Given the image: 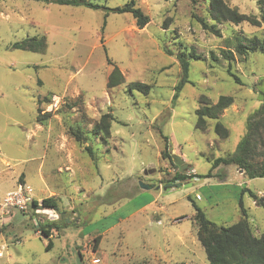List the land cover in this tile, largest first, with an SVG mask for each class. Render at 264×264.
I'll return each instance as SVG.
<instances>
[{
    "label": "rangeland",
    "instance_id": "rangeland-1",
    "mask_svg": "<svg viewBox=\"0 0 264 264\" xmlns=\"http://www.w3.org/2000/svg\"><path fill=\"white\" fill-rule=\"evenodd\" d=\"M85 1L98 8L0 0V204L25 187L40 205L56 197L67 224L47 239L36 221L60 222L59 214H0V264H209L194 203L228 227L242 219V202L254 235L264 234V206L251 196L264 200V178L222 164L210 178L170 182L178 172L174 155L193 169L187 176H204L215 159L237 151L249 118L264 105V53H235L229 63L221 51H234L237 35L262 37L264 25L225 22L214 34L197 22L213 23L204 0H135L151 20L140 29L132 14L110 11L130 0ZM225 1L261 19L260 0ZM42 35L45 54L11 48ZM192 49L201 58L190 59L189 82L174 100L177 56ZM115 67L124 83L110 89ZM133 83L150 90H131ZM221 96L234 99L219 115L226 139L215 132L218 120L197 129V110ZM48 113L46 123L37 121ZM104 115L113 118L109 138L92 133ZM166 144L171 159L162 156ZM171 183L182 186L163 189Z\"/></svg>",
    "mask_w": 264,
    "mask_h": 264
},
{
    "label": "trees",
    "instance_id": "trees-1",
    "mask_svg": "<svg viewBox=\"0 0 264 264\" xmlns=\"http://www.w3.org/2000/svg\"><path fill=\"white\" fill-rule=\"evenodd\" d=\"M193 4L197 3V0H191ZM208 2V15L213 23H208L206 19L197 18V22L201 24L204 30L212 32L214 34H220L216 29L217 24L225 22L240 25L243 22H251L253 26L261 27L264 25V0L259 1L261 19L257 20L252 17H248L241 14L238 9L232 8L225 0H204ZM62 5H80L85 4L93 8L98 6L93 5L85 0H57ZM114 13H130L136 19L137 25L140 29L145 28L150 23V17L146 15L142 9L136 7L135 0H130L125 6L110 9ZM14 50H23L33 53L45 54L48 49L47 37L36 36L27 38L23 41L15 42L11 45ZM222 56L229 63L234 61V54L238 56H248L252 53H264V32L262 37H246L237 35L235 37L234 51L230 49L222 50ZM170 54V52H168ZM200 55L192 49L190 54H180L177 56V60L181 67V80L176 85V93L174 100H177L183 86L188 83L190 74V59L199 60ZM212 60H218L212 53ZM228 74L232 76L235 81L240 84V79L232 73L231 67L228 70ZM124 83V77L120 69L115 67L113 72L109 76L108 88H115ZM130 89H136L144 93H148L150 86L141 83H133L130 85ZM203 103V102H201ZM234 99L229 96H221L215 105H204L197 110V129H203L205 127V119L218 120L215 132L223 138L229 137V130L219 120V115L231 105H233ZM50 116V113L46 115H39L37 121L40 123H46V117ZM113 118L111 115H104L100 119V122L93 129L94 135H103L106 138L111 136V123ZM73 136L77 141H81V133L72 130ZM168 145L166 144L165 151L163 152V158L171 159L172 157L167 152ZM86 151L93 157V151L90 147L86 148ZM234 165L237 166L243 174L249 179L264 178V105L249 118L247 123V131L243 139L238 145L237 151L227 158H217L213 161L211 171L204 176L191 175L187 176L185 173H181L178 169L175 177L170 182L182 181L186 178H210L212 177V170L220 165ZM251 193V192H250ZM251 196L257 201L259 206H264V200H260L256 195L251 193ZM194 221L197 226V237L203 248L205 249L207 260L209 264H264V234L256 236L252 232L250 223L248 221L247 211L241 202L242 219L231 226H219L215 222L211 221L206 213L199 208L195 203ZM33 212V216H38L37 210L44 212H52L53 214L60 215L59 221H49L42 224L36 221V232L40 233L47 239H51L52 232L59 231L63 226H67L66 219L63 218V211L60 209L59 201L56 197H49L42 200L41 205L39 201L34 200L28 210ZM99 241V237L96 238V242ZM53 248V242L50 240L47 244V250Z\"/></svg>",
    "mask_w": 264,
    "mask_h": 264
},
{
    "label": "built area",
    "instance_id": "built-area-1",
    "mask_svg": "<svg viewBox=\"0 0 264 264\" xmlns=\"http://www.w3.org/2000/svg\"><path fill=\"white\" fill-rule=\"evenodd\" d=\"M33 202L28 189L20 187L16 191L9 192L0 204V214L2 216L10 215L12 210L25 211ZM3 252L0 251V258H3ZM98 262V261H97Z\"/></svg>",
    "mask_w": 264,
    "mask_h": 264
},
{
    "label": "water",
    "instance_id": "water-1",
    "mask_svg": "<svg viewBox=\"0 0 264 264\" xmlns=\"http://www.w3.org/2000/svg\"><path fill=\"white\" fill-rule=\"evenodd\" d=\"M173 163H174L176 166L179 167L181 173H184L185 170H187L188 173H192V172H193V169H192L191 167H189V166L185 163V161H184L180 156H178V155H174V156H173ZM141 186H142V187H145V185H143L142 183H141ZM181 186H182L181 183H174V184L171 183V184H166V185L163 187V189L166 190V189H168V188H180ZM158 188H159V187H158ZM40 212H41V211H40Z\"/></svg>",
    "mask_w": 264,
    "mask_h": 264
},
{
    "label": "crops",
    "instance_id": "crops-1",
    "mask_svg": "<svg viewBox=\"0 0 264 264\" xmlns=\"http://www.w3.org/2000/svg\"><path fill=\"white\" fill-rule=\"evenodd\" d=\"M53 217H55V216H53ZM51 238H52V236H51ZM19 242H20V241H19ZM19 242H18V243H19ZM75 245H78V243H77V242H75ZM96 253H98V252H96ZM79 255H80V254H79ZM98 263H99V262H98Z\"/></svg>",
    "mask_w": 264,
    "mask_h": 264
}]
</instances>
